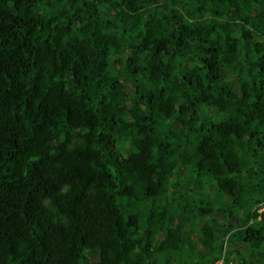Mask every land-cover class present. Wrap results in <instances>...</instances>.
Listing matches in <instances>:
<instances>
[{
  "label": "trees",
  "instance_id": "1",
  "mask_svg": "<svg viewBox=\"0 0 264 264\" xmlns=\"http://www.w3.org/2000/svg\"><path fill=\"white\" fill-rule=\"evenodd\" d=\"M0 264H264V0H0Z\"/></svg>",
  "mask_w": 264,
  "mask_h": 264
},
{
  "label": "rangeland",
  "instance_id": "2",
  "mask_svg": "<svg viewBox=\"0 0 264 264\" xmlns=\"http://www.w3.org/2000/svg\"><path fill=\"white\" fill-rule=\"evenodd\" d=\"M94 255H95V253H94ZM90 260H91L92 263H95V261H96V259H95L94 256H93V258H91Z\"/></svg>",
  "mask_w": 264,
  "mask_h": 264
},
{
  "label": "bare ground",
  "instance_id": "3",
  "mask_svg": "<svg viewBox=\"0 0 264 264\" xmlns=\"http://www.w3.org/2000/svg\"><path fill=\"white\" fill-rule=\"evenodd\" d=\"M39 75V74H38ZM65 85V84H64Z\"/></svg>",
  "mask_w": 264,
  "mask_h": 264
}]
</instances>
